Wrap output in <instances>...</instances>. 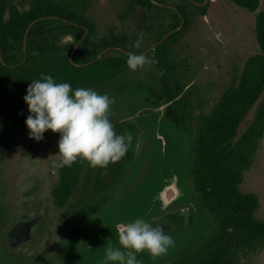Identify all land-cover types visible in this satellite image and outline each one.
Masks as SVG:
<instances>
[{"label":"trees","instance_id":"16d2710c","mask_svg":"<svg viewBox=\"0 0 264 264\" xmlns=\"http://www.w3.org/2000/svg\"><path fill=\"white\" fill-rule=\"evenodd\" d=\"M52 1L29 0L30 7L24 11L19 7L23 5L20 0H0V48L4 62L15 66L7 67L0 60V150L12 147L27 127L25 121L29 111L24 96L31 81L39 79L42 73L52 75L57 82H69L74 87L79 82L85 86L98 82L101 69H107L108 65L114 69L115 74L124 68V63L119 60L113 65L95 63L76 67L67 59L60 62L50 59L48 52L51 49L45 48L44 42L37 37L43 34L42 28L52 21L42 20L37 21L29 32V57L23 64V46L17 42H23L26 31L35 20L50 12L64 10L59 0ZM228 1L252 13L257 12L261 5L260 0ZM183 33L176 34L161 46L165 64L172 65L167 58L170 42L179 39ZM256 36L258 51L248 59L240 76L234 77L214 109L200 118L192 141L191 176L195 183L193 196L204 212L209 211L215 215L217 228H213L194 248L179 253L170 264H237L239 252H256L264 247V221L257 220L254 216L255 211L260 208L259 199L255 194L242 193L240 189L244 175L253 166L255 155L264 139V11L259 12L256 17ZM75 60L78 63L87 62L81 56ZM167 100H172V97ZM167 103H172L169 105L172 106L174 101L165 102ZM256 106L247 127L241 132L242 125ZM168 107L166 115L176 126L170 118ZM180 107L178 102L174 108ZM138 131L133 127L135 135L132 136V143L119 161L110 163L106 168L98 167L93 174L87 175L83 182L86 188L81 190L83 200L63 215L64 218L73 216L66 223L72 227L68 250L74 264H79L77 241L81 234L80 227H83L90 213L109 201L110 194L120 184L125 164L134 157L133 146L140 133ZM83 165L84 161L81 160L71 167L60 169L59 180L53 191L55 203L60 208L68 204L77 190ZM91 182L92 194L88 192V184ZM91 197L95 198L98 206H94L92 201L84 204L86 198ZM169 218L180 223L178 225L181 230L186 228V220L189 227L193 219L192 215L185 217L178 214L170 215ZM167 229L168 226L163 227V230Z\"/></svg>","mask_w":264,"mask_h":264},{"label":"flooded vegetation","instance_id":"af4514ba","mask_svg":"<svg viewBox=\"0 0 264 264\" xmlns=\"http://www.w3.org/2000/svg\"><path fill=\"white\" fill-rule=\"evenodd\" d=\"M20 1L23 4L19 6L20 9L22 8L24 11H27L30 7L28 4L29 0ZM49 1L53 2L52 0ZM59 1L64 10L58 13L50 12L46 16H41L38 20L33 22L35 23L39 20L47 22L52 21L42 28L43 34L37 37L38 40L44 42L45 48L48 47L51 49L48 52V57L50 59L56 62L67 59L69 63L76 67L90 66L95 63H109L113 65L116 60L124 63V68L116 74L114 69L108 65L107 69H101L102 73L100 72L101 74L98 76V78H101L98 82L93 83L90 81V85L87 86L79 82L72 87H88L96 90L100 94H107L109 96H111L112 93H125L127 90L134 92L140 91L147 101H150L151 104L161 106V108L165 106L167 108L173 103L165 104V102L174 101V104L168 107L171 120L176 123L177 128H180L184 132H189L190 136L195 138L194 134H196L198 127L195 131L191 128H193L194 121L200 123V118L202 116H198L200 114L197 115L195 112L193 113L192 107L195 106L194 99L197 98V95L192 91V88H195L193 87L194 85L185 81L183 66L181 67L178 60H176L174 48L180 44V41L185 39L197 16L201 18L207 17L208 8L215 0H209L207 2L206 0ZM193 9L198 10V14H196V12L194 13ZM90 13L92 14L91 17L89 15ZM56 22L62 25L59 26ZM180 32H184L183 35L179 39L176 38V41L170 42V51L167 53V58L172 65L169 66L164 62L161 46ZM141 35L144 37L143 45L140 49H136L134 44ZM17 43L18 45L22 43L25 54L22 62L24 64L29 57L28 38L26 40V34L23 42L19 41ZM130 52L146 54L150 61L141 68L138 77V72L130 71L126 63L128 53ZM78 56L79 58L81 56V59L87 62L78 63L75 60ZM57 57H59V59H55ZM0 60L7 67H15L14 65L4 62L1 48ZM169 97H172V100L168 101L167 99ZM178 102L181 107L176 109L174 107ZM109 118L117 134H126L130 132L132 136L135 135V132H132L135 125L121 120L118 115L113 113ZM26 130H28L27 127L23 129L15 143H18L24 136ZM22 142L24 146L23 155L36 156L41 144H36V146L33 147L31 145L35 140L27 138L22 140ZM39 165L40 163L38 162L37 166ZM93 172L94 168L89 167L86 171L85 180L87 179V175L89 173L93 174ZM104 172L107 171L104 170ZM45 173L47 176L48 171L46 170ZM52 173L53 175L57 174L59 176L60 169H56ZM33 179L31 183L32 189L28 193L25 192L22 194V202L20 203L21 210L17 212L14 218L9 220L6 219L5 210L0 206V264H18V251L22 248L24 249L30 242H33L34 239L36 240L42 237L41 234L44 231L43 220L45 214L44 210H41L40 213H38L37 210L38 205H41L43 202L39 204L35 202L36 195L40 192L38 187L40 186V179ZM46 179L47 177L44 180ZM88 186V192L92 194V182L89 183ZM84 188L86 187H84L83 184L82 191ZM105 191L106 190H103V192ZM94 199L93 197L90 199L86 198L84 204H90L92 201L94 206H98ZM66 206H68V204ZM68 210H65L60 216L65 226L71 229L70 237L65 242V250L62 252L61 256L64 253L67 254L65 258L61 257V264H74L73 260L69 258L70 252L68 250L72 227L66 223L70 221L73 216L69 215L65 218L63 217ZM12 221L13 224H11ZM34 222L36 223L32 226ZM31 226L32 228H30ZM15 228L16 231L14 232L13 230ZM29 228L31 237L27 239V241L22 242L21 240L26 238ZM81 229L82 226L80 227V233ZM33 231H36L35 237H33ZM79 239L80 237L78 241ZM47 241V237L43 236L42 246L45 250L48 248ZM15 254L16 256L14 258Z\"/></svg>","mask_w":264,"mask_h":264},{"label":"rangeland","instance_id":"374dc122","mask_svg":"<svg viewBox=\"0 0 264 264\" xmlns=\"http://www.w3.org/2000/svg\"><path fill=\"white\" fill-rule=\"evenodd\" d=\"M260 1L259 10L252 13L231 1L215 0L208 8L207 17L197 16L185 39L180 41V44L174 48L176 60H178L181 67L183 66L185 81L194 85L195 89L192 88V91L197 95V98L194 99L195 106L192 109L193 113L200 114L198 116L208 115L214 109L221 100L223 93L230 87L233 78L240 76L248 59L258 51L256 17L259 12L264 11V0ZM193 11L198 14V10L193 9ZM89 15L92 16L91 13ZM140 70H136L138 72L137 77L140 75ZM112 95L122 97L117 99L118 101H123V97L127 100L144 99L147 101L140 91L127 90L125 93H112ZM256 108L257 106L242 125L241 132L247 127ZM112 113L118 115L121 120L135 125L136 129L139 130L137 124L130 119L131 115L125 109H119L112 104L110 115ZM198 124L197 121H194L191 129L195 131ZM176 128H172L173 135L180 137V134L184 131L178 128L181 132ZM59 137V133H53L51 130L47 131L42 141H35L31 145L35 147L36 144H41L36 156H25L23 155L22 140L25 138L31 139L28 129L18 143L10 148L0 150V206L5 210L6 219L14 218L17 212L21 210L22 194L28 193L32 189V179H40V186H38L40 192L37 193L35 202L36 204L43 202L38 205L37 211L40 213L41 210H44V231L40 239H34L24 249L18 251V264H61L60 260L65 258L67 254L64 253L61 256L65 250V242L70 237L71 229L65 226L60 216L65 210L73 209L79 204L80 200H83L81 190L89 165L85 161L81 182L69 200L68 206L59 208L53 197V190L59 176L52 173L56 170L52 167V161L57 159L55 154L58 152ZM190 138L194 139L191 136ZM182 139L186 141V137ZM139 143H141L140 146L135 148L134 157L129 162H132L133 165L144 148L145 141L141 133L135 139V144ZM38 162L40 163L39 166H37ZM46 170L48 171L47 176ZM46 177L47 179L44 180ZM240 189L244 194H255L258 197L260 208L255 211L254 216L257 220L264 221V139L261 141L255 155L253 166L244 175ZM100 208L88 216L81 229V236L78 241L79 264H100L105 255V247L110 244L108 238L112 235L108 229L89 230L88 227H85L88 219L97 214ZM176 214L185 217L191 215L187 212ZM169 217H167L168 229L164 232H183L179 227L180 225H178L180 223L176 220L171 221ZM110 218L111 216L107 215L104 219L108 222ZM161 219L163 218H158V222H154V226L161 222ZM11 224H13V221ZM186 224H188V220L185 222V227ZM209 228H211V225ZM35 235L36 231H33V237ZM43 236L48 239L47 250L42 246ZM111 245L113 247L120 246L117 240ZM15 256L16 254L14 258ZM238 257L237 264H264V247L256 252H239ZM69 258L73 259L71 255Z\"/></svg>","mask_w":264,"mask_h":264},{"label":"water","instance_id":"95a60500","mask_svg":"<svg viewBox=\"0 0 264 264\" xmlns=\"http://www.w3.org/2000/svg\"><path fill=\"white\" fill-rule=\"evenodd\" d=\"M35 23L27 30L26 40ZM110 97L117 108L129 112L130 119L137 124L145 143L134 165L132 162L125 164L124 176L110 194L109 201L101 206L97 214L89 217L85 227L89 230L108 229L112 235L108 239L112 244L116 240L119 242V229L136 218L156 223L158 218H163L157 225L164 227L169 225L168 216L187 212L193 218L189 227L186 224L180 233L165 232L175 241V246L167 254L155 260L147 252L137 254L143 264H170L179 253L194 248L213 228H217L215 215L209 211L204 212L193 196V139L188 132H182L168 119L166 106L162 109L144 99L127 100L123 97V101H118L122 97ZM172 128L182 132L180 137L173 135ZM184 137L186 141L182 139ZM140 144L134 142L133 152ZM107 215L111 216L108 222L104 219ZM30 228L22 242L31 237Z\"/></svg>","mask_w":264,"mask_h":264},{"label":"clouds","instance_id":"9594fccd","mask_svg":"<svg viewBox=\"0 0 264 264\" xmlns=\"http://www.w3.org/2000/svg\"><path fill=\"white\" fill-rule=\"evenodd\" d=\"M143 42L141 35L134 47L140 49ZM149 62L146 54L135 52L128 53L126 61L132 71ZM24 101L31 139L40 142L49 130L60 134L53 169L71 167L81 160L94 169L106 168L119 161L132 143V134H117L109 118L113 99L92 88H73L69 82H57L52 75L42 73L28 85ZM118 234L120 246L107 244L100 264H143L137 254L147 252L155 260L175 246L173 237L162 226H154V221L144 218L124 224Z\"/></svg>","mask_w":264,"mask_h":264}]
</instances>
